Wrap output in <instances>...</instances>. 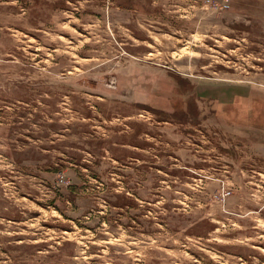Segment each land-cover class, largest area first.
I'll return each instance as SVG.
<instances>
[{"label":"rangeland","instance_id":"rangeland-1","mask_svg":"<svg viewBox=\"0 0 264 264\" xmlns=\"http://www.w3.org/2000/svg\"><path fill=\"white\" fill-rule=\"evenodd\" d=\"M0 264H264V0H0Z\"/></svg>","mask_w":264,"mask_h":264}]
</instances>
